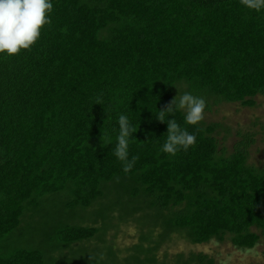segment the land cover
<instances>
[{
  "label": "trees",
  "instance_id": "16d2710c",
  "mask_svg": "<svg viewBox=\"0 0 264 264\" xmlns=\"http://www.w3.org/2000/svg\"><path fill=\"white\" fill-rule=\"evenodd\" d=\"M53 4L31 49L0 54V264H216L202 252L160 253L178 239L256 247L264 238V166L250 162L256 134L238 130L229 145L232 128L207 116L264 96V10L240 0ZM185 92L205 99L204 119L186 125L170 110L197 138L170 156L160 151L168 125L157 115ZM121 113L137 127L128 172L114 154ZM113 218L139 231L124 260L107 241Z\"/></svg>",
  "mask_w": 264,
  "mask_h": 264
},
{
  "label": "clouds",
  "instance_id": "9594fccd",
  "mask_svg": "<svg viewBox=\"0 0 264 264\" xmlns=\"http://www.w3.org/2000/svg\"><path fill=\"white\" fill-rule=\"evenodd\" d=\"M240 3L244 8L256 12L264 10V0H240ZM53 9V0H0V54L14 56L21 50L31 49L40 38L43 26L51 24ZM176 97L157 115L161 122L166 121L168 125V135L160 151L170 156L181 150L186 152L197 141L196 135L189 132L187 127H182L172 117L170 110L177 108L184 113L186 125L198 126L204 119L207 106L203 97L194 96L190 92H185L178 101ZM166 112L170 118H165L163 114ZM117 124L119 131L116 134L114 154L123 163L124 172H128L138 159L137 156L129 158V143L137 127L133 126L128 115L124 113L118 116ZM103 141L104 144L112 143L111 137Z\"/></svg>",
  "mask_w": 264,
  "mask_h": 264
},
{
  "label": "rangeland",
  "instance_id": "374dc122",
  "mask_svg": "<svg viewBox=\"0 0 264 264\" xmlns=\"http://www.w3.org/2000/svg\"><path fill=\"white\" fill-rule=\"evenodd\" d=\"M256 99L257 105L254 107H243L234 103L223 104L214 112L208 113L207 120L209 122H224L232 128L233 134L229 138V145L236 140L234 133L238 130L254 132L256 143L250 149V162L261 167L264 166V96H257ZM111 223H113L112 226L110 225L112 231L108 233L107 241L113 244L115 252L124 260L130 255V249L139 241L137 224L133 220L122 223L119 219L116 221L115 218ZM39 225L41 226V224ZM98 241L93 239L92 243ZM165 252L171 257L176 256L177 253L188 255L193 252H202L215 258L216 264H264V238L256 247L247 250L236 247L229 240L224 242L213 240L204 244H194L186 239L167 240L160 255L162 256ZM89 253L87 255L90 256ZM103 256L104 250L99 252V261H102Z\"/></svg>",
  "mask_w": 264,
  "mask_h": 264
}]
</instances>
